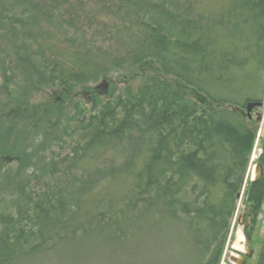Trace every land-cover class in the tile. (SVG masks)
I'll return each mask as SVG.
<instances>
[{
  "label": "trees",
  "instance_id": "16d2710c",
  "mask_svg": "<svg viewBox=\"0 0 264 264\" xmlns=\"http://www.w3.org/2000/svg\"><path fill=\"white\" fill-rule=\"evenodd\" d=\"M151 62L178 85L151 76L91 112L48 99L27 113L51 151L0 212V264L162 232L188 243L181 264H218L237 196L256 209L264 197V175L244 181L246 105L264 100V0H0V119L25 115L32 90L65 95Z\"/></svg>",
  "mask_w": 264,
  "mask_h": 264
},
{
  "label": "rangeland",
  "instance_id": "374dc122",
  "mask_svg": "<svg viewBox=\"0 0 264 264\" xmlns=\"http://www.w3.org/2000/svg\"><path fill=\"white\" fill-rule=\"evenodd\" d=\"M87 29L85 28V31ZM94 30L96 29L91 28L89 33ZM7 50L9 51V49ZM11 60L16 63L19 62L15 57L6 59V61ZM18 66L23 67L22 63H19ZM11 67H13V64ZM11 67L7 66L8 70ZM7 76L12 77L10 74ZM151 76L171 82L173 85H178L172 78L159 73L158 68L152 65L151 62L139 67L109 69L105 78L101 79L96 85L78 86L65 95L55 92L49 94L48 90L50 89H42L38 93L32 90L28 93L30 100L25 102L26 105L22 108V110L27 109L28 112H25V115L16 120L11 113L6 114L9 110L4 111V116L0 119V212L7 213L11 211V203L14 200L12 195L14 182H20L32 166L34 168L36 163L37 166L41 164V155H48L49 151H51L48 145L46 150H42L43 144H46V142L42 141L43 138H41L39 132H35L38 125L33 124V127H31L30 116L27 113H31L30 111L36 105L48 99L52 100L55 105L59 103L58 105L65 110L66 114L71 112L70 109H72L74 103L80 104L88 112H91L104 97L117 95L125 85L138 86ZM2 82L1 84L5 85ZM29 84L28 80L26 83L24 81L19 82V87H23V93L25 92L26 97ZM11 87V85H8V89L4 90L2 94L8 101L11 99ZM189 96L190 94L185 95L187 98ZM215 108H218V106H215ZM256 112L262 114V120L259 123L255 122ZM250 113L252 117L249 121L256 129V138L249 156L245 182L254 176L255 164L258 163L257 160L261 153V143L264 139V104ZM42 121H39L40 126L43 123ZM53 150L55 149L53 148ZM244 197L245 195L242 193L237 200L236 209L227 231L218 264H236L234 258L241 257L242 253L245 252V240L248 242L249 248L253 250V255L246 259L245 264L256 263L260 241L264 234V197L257 209L252 207L253 203L246 202ZM250 208H252V211ZM0 219H2L1 215ZM244 229L249 233V238H247ZM237 232L240 233L239 238L236 236ZM162 233L164 234L162 236L152 235L136 241L127 240L121 244H98L91 247L90 251H81L79 254L70 251H61L53 254L46 252L40 254L29 264H172V260L181 264L182 260H185L186 256L188 257V243L185 245L184 240L180 239V237L175 240L169 238L167 232ZM174 245H178L185 252L173 249ZM235 246L240 247V249Z\"/></svg>",
  "mask_w": 264,
  "mask_h": 264
},
{
  "label": "water",
  "instance_id": "95a60500",
  "mask_svg": "<svg viewBox=\"0 0 264 264\" xmlns=\"http://www.w3.org/2000/svg\"><path fill=\"white\" fill-rule=\"evenodd\" d=\"M262 105H263V102H249L246 105V115H247V117L248 118L251 117L250 112L253 110V108L261 107ZM256 120H258V121L261 120V113L256 112ZM254 171H255V174H254V176L252 178H250L251 181L258 180L264 174V170H263V168H262L260 163H256L255 164ZM240 195L241 194H239L237 197L240 198ZM244 250H245V252L242 253L241 257H239V258L235 257L234 258V262L236 264H245L246 259L250 258L252 256L253 250L248 248V242L246 240L244 241Z\"/></svg>",
  "mask_w": 264,
  "mask_h": 264
},
{
  "label": "bare ground",
  "instance_id": "6f19581e",
  "mask_svg": "<svg viewBox=\"0 0 264 264\" xmlns=\"http://www.w3.org/2000/svg\"><path fill=\"white\" fill-rule=\"evenodd\" d=\"M263 104H264V100H263ZM252 112V111H251ZM251 114V113H250ZM255 116H256V113H255ZM252 117V116H251ZM250 117V118H251ZM261 120H262V114H261ZM260 120V121H261ZM258 121V120H257ZM259 163V162H258ZM262 166V165H261ZM263 168V167H262ZM264 170V169H263ZM264 175V174H263ZM263 177V176H262ZM260 179V178H259ZM251 181V180H250ZM255 181V180H254ZM240 194H242V193H240ZM240 197H241V195H240ZM245 210H247V209H245ZM248 216V215H247ZM236 236L239 238L240 237V233H238L237 232V234H236ZM236 248H238V249H240V247H237V246H235ZM248 248H249V244H248ZM250 249V248H249ZM252 250V249H251ZM252 255H253V253H252Z\"/></svg>",
  "mask_w": 264,
  "mask_h": 264
}]
</instances>
